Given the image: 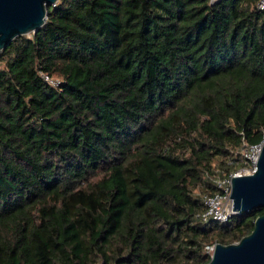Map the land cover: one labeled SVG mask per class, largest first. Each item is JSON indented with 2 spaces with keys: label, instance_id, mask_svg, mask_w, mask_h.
I'll return each mask as SVG.
<instances>
[{
  "label": "trees",
  "instance_id": "trees-1",
  "mask_svg": "<svg viewBox=\"0 0 264 264\" xmlns=\"http://www.w3.org/2000/svg\"><path fill=\"white\" fill-rule=\"evenodd\" d=\"M258 2L57 0L0 50V264H205L252 230L195 214L263 139Z\"/></svg>",
  "mask_w": 264,
  "mask_h": 264
},
{
  "label": "water",
  "instance_id": "water-1",
  "mask_svg": "<svg viewBox=\"0 0 264 264\" xmlns=\"http://www.w3.org/2000/svg\"><path fill=\"white\" fill-rule=\"evenodd\" d=\"M57 0H0V50L18 34H30L46 20L49 4ZM255 171L231 177L232 205L237 213L264 207V141ZM250 232L238 240L216 242L205 264H264V213L256 216Z\"/></svg>",
  "mask_w": 264,
  "mask_h": 264
},
{
  "label": "built area",
  "instance_id": "built-area-1",
  "mask_svg": "<svg viewBox=\"0 0 264 264\" xmlns=\"http://www.w3.org/2000/svg\"><path fill=\"white\" fill-rule=\"evenodd\" d=\"M214 1V0H212ZM258 8L264 9V0H259ZM44 79L50 84H57L58 78L54 76H49L44 72H41ZM264 141V132L263 139L261 142L256 144H248L246 141L243 142V145L240 149V152L243 154L245 163L247 165L246 169L240 171L239 169L234 170L229 174V176L218 175L213 178V182L217 186V191L209 194L203 192L200 194V199L203 202L205 208L195 214V217L201 222H208L212 220H217L220 222L227 221L231 215L237 214L234 206L232 205L231 197V177L235 175H246V173H252L255 171L256 162L259 157V152ZM215 246L213 244H206L205 251L211 255Z\"/></svg>",
  "mask_w": 264,
  "mask_h": 264
},
{
  "label": "rangeland",
  "instance_id": "rangeland-1",
  "mask_svg": "<svg viewBox=\"0 0 264 264\" xmlns=\"http://www.w3.org/2000/svg\"><path fill=\"white\" fill-rule=\"evenodd\" d=\"M27 35H29V34H27ZM246 167H247V165H246V163H245L244 165L239 166V168H237V169H239L240 171H242V170L246 169ZM197 193L200 195V194L203 193V192H202V191H197Z\"/></svg>",
  "mask_w": 264,
  "mask_h": 264
}]
</instances>
